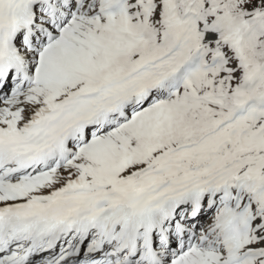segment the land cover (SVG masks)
Listing matches in <instances>:
<instances>
[{
	"label": "snow or ice",
	"instance_id": "snow-or-ice-1",
	"mask_svg": "<svg viewBox=\"0 0 264 264\" xmlns=\"http://www.w3.org/2000/svg\"><path fill=\"white\" fill-rule=\"evenodd\" d=\"M0 264H264V0H0Z\"/></svg>",
	"mask_w": 264,
	"mask_h": 264
}]
</instances>
